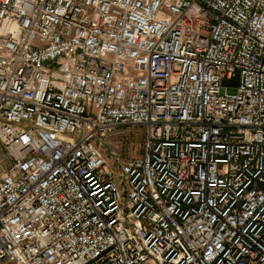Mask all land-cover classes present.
<instances>
[{
    "label": "built area",
    "instance_id": "built-area-1",
    "mask_svg": "<svg viewBox=\"0 0 264 264\" xmlns=\"http://www.w3.org/2000/svg\"><path fill=\"white\" fill-rule=\"evenodd\" d=\"M0 145V264H264V0H0Z\"/></svg>",
    "mask_w": 264,
    "mask_h": 264
},
{
    "label": "rangeland",
    "instance_id": "rangeland-1",
    "mask_svg": "<svg viewBox=\"0 0 264 264\" xmlns=\"http://www.w3.org/2000/svg\"><path fill=\"white\" fill-rule=\"evenodd\" d=\"M143 139V128L134 126H122L117 128L101 146L102 152L107 160L115 162L139 155L141 152V142ZM8 157L5 150L0 145V173L8 165Z\"/></svg>",
    "mask_w": 264,
    "mask_h": 264
}]
</instances>
